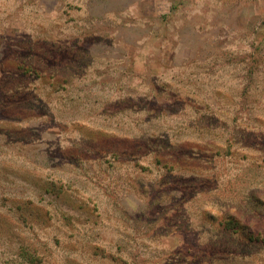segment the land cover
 Wrapping results in <instances>:
<instances>
[{
  "label": "rangeland",
  "instance_id": "1",
  "mask_svg": "<svg viewBox=\"0 0 264 264\" xmlns=\"http://www.w3.org/2000/svg\"><path fill=\"white\" fill-rule=\"evenodd\" d=\"M0 264H264V0H0Z\"/></svg>",
  "mask_w": 264,
  "mask_h": 264
},
{
  "label": "trees",
  "instance_id": "2",
  "mask_svg": "<svg viewBox=\"0 0 264 264\" xmlns=\"http://www.w3.org/2000/svg\"><path fill=\"white\" fill-rule=\"evenodd\" d=\"M175 182H177V181H175ZM187 182H190V183H193L194 181H190V180H187ZM178 183V182H177ZM184 185H186V184H184ZM208 218H210V219H212L213 221H215V220H217V218H219V215H216V214H209L208 215ZM219 222H221V224H223L224 225V227H226V228H233L234 229V231L236 230L235 228H239V226H240V228H242V229H246V226H241L240 224H242V223H240L239 222V219H237L236 218V215L235 214H233V213H231V214H228L226 217H220V219H219ZM240 223V224H239ZM245 227V228H244ZM247 232H248V230H246ZM248 237H247V239L248 240H253L254 239V237L252 236V233L249 231L248 232V235H247Z\"/></svg>",
  "mask_w": 264,
  "mask_h": 264
}]
</instances>
